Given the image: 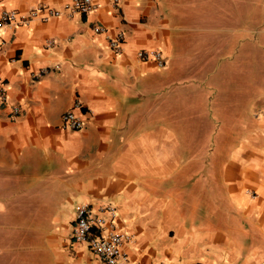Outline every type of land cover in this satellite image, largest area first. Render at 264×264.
<instances>
[{"label":"crops","instance_id":"0c3cea01","mask_svg":"<svg viewBox=\"0 0 264 264\" xmlns=\"http://www.w3.org/2000/svg\"><path fill=\"white\" fill-rule=\"evenodd\" d=\"M68 3L0 0L19 15L0 30V238H36L45 264H104L71 229L78 206H112L130 264H264V97L211 96L226 64L175 59L160 0H94L85 16ZM150 50L166 69L139 60Z\"/></svg>","mask_w":264,"mask_h":264},{"label":"rangeland","instance_id":"374dc122","mask_svg":"<svg viewBox=\"0 0 264 264\" xmlns=\"http://www.w3.org/2000/svg\"><path fill=\"white\" fill-rule=\"evenodd\" d=\"M160 2L175 29V59L179 56L181 61L198 66L213 63L216 56L215 60L226 64L227 77L221 90L211 92V96H226L228 105L236 100L245 105L246 97L241 95L252 93L264 97V0ZM166 68L167 64L163 69ZM199 88L197 93H208ZM245 122L243 118L242 123ZM20 233L18 230L16 234ZM16 234L8 233L0 238V264H45L38 240L33 238L32 244L22 243ZM29 241L23 238V242Z\"/></svg>","mask_w":264,"mask_h":264},{"label":"built area","instance_id":"2783aa9c","mask_svg":"<svg viewBox=\"0 0 264 264\" xmlns=\"http://www.w3.org/2000/svg\"><path fill=\"white\" fill-rule=\"evenodd\" d=\"M121 0H111L114 6L118 5ZM97 10L94 0H69L65 6L67 15H88ZM42 11L38 8L31 11L28 17H21V21L28 24L32 19H36L38 13ZM60 12H48V16L58 17ZM46 20V18H45ZM19 21V15L16 12H3L0 15V30L5 26H11ZM95 33L105 31L102 27H95ZM124 43V34L117 32L109 41L108 45L116 54H121ZM3 43H0V51ZM139 60L143 62L152 61L159 69L166 65V59L159 50L140 51L137 54ZM45 72V71H44ZM7 103V92L3 84L0 83V107ZM13 115L19 114V108L12 109ZM62 126L65 129L78 131L83 127V121L73 112H68L62 117ZM99 214L95 215L94 211L88 205L77 207L76 219L71 229V237L75 243H84L88 246L94 257L104 264H130L127 254L123 251V246L128 244L131 239L129 236L117 230L113 225L116 218L115 208L106 206L100 208ZM108 215L109 220L103 215Z\"/></svg>","mask_w":264,"mask_h":264}]
</instances>
